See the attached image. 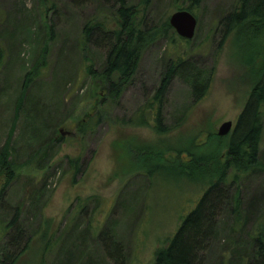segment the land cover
<instances>
[{
    "label": "rangeland",
    "instance_id": "rangeland-1",
    "mask_svg": "<svg viewBox=\"0 0 264 264\" xmlns=\"http://www.w3.org/2000/svg\"><path fill=\"white\" fill-rule=\"evenodd\" d=\"M236 2L200 0L192 12L197 20L195 33L188 41L181 40L175 30L174 36L179 39L173 44L170 31L165 36L155 35L143 48L135 75L116 104L107 103L100 122L80 134L78 125L87 116L94 117L99 97L106 90L100 77L86 73L88 66L97 71L104 66L106 52L93 43L85 44L80 30L87 18L103 12L101 0H87L81 7H75L71 0H47V4L41 0H0V49L5 53L0 66V149L7 138L13 117L11 107L23 73L29 70L36 72L38 83L32 88L28 102L39 109L38 116L45 117L44 121L56 116L59 120L55 128L62 136L58 142L50 141L45 146V125L37 119L31 121L28 102L22 104L10 142L14 148L16 177L4 187L5 178L0 176V245L8 240L3 236V226L17 208V223L31 234V246L16 264H36V254L45 237L55 231L66 239L75 223L81 230L91 223V230L83 231L76 242L95 249L94 228L98 229L100 221L106 218L121 236L128 264L153 263L155 251L174 234L180 219L196 205L204 187L199 179H178L171 167L159 170L147 180L133 169V160L122 152L120 144L129 138L136 147L146 146L158 139L150 126L128 125V119L152 98L166 60L176 51L186 49V56L196 65L207 71L212 69L211 86L203 99L193 103L189 86L174 77L161 104L162 115L167 123H173L180 115L186 120L161 138L174 143L190 139L195 144L194 152L202 149L207 155L212 153L215 145L207 148L204 143L209 142L208 136L217 134L223 121L230 120L234 125L260 66L259 61L252 67L245 64L243 57L249 53L236 46L235 35L230 34L220 42L221 18ZM130 3L141 10L145 8L147 26H157L161 16L163 19L168 15L169 23L171 13L181 10L183 0H131ZM51 4L50 9L46 8ZM13 17L22 20L15 22ZM27 20L34 34L24 28ZM5 32L13 38L5 37ZM14 57L19 60L13 66L14 62H10ZM61 81L64 103L55 111L53 91ZM24 124L34 126L25 135L21 131ZM261 137L259 167L249 170L236 182L231 176L225 181L228 196L239 188L242 213L235 219L230 212L220 211L217 233L204 253L203 264H228L236 242L253 234L257 216L264 209V170L260 166L264 163V120ZM168 156L174 157L166 152V162ZM75 157H79L77 172L71 163ZM93 254L102 264H110L101 250L96 249ZM93 254L90 257L96 259ZM56 256L55 251L47 252L44 264H61Z\"/></svg>",
    "mask_w": 264,
    "mask_h": 264
},
{
    "label": "trees",
    "instance_id": "trees-1",
    "mask_svg": "<svg viewBox=\"0 0 264 264\" xmlns=\"http://www.w3.org/2000/svg\"><path fill=\"white\" fill-rule=\"evenodd\" d=\"M41 1L47 4V0ZM86 1L71 0L75 7H81ZM130 1L101 0L103 12L91 15L81 25L80 30L85 44L93 43L106 52L104 66L100 70H94L92 66L86 67L88 75L100 77L103 80L106 90L99 97L98 112L94 114L93 118L90 115L87 116V119L81 120V124L78 125L80 134L90 131L100 122L107 103L108 105L116 104L122 90L129 85L135 75L143 48L153 40L155 35L165 36L166 32L170 31L172 44L179 39L174 36V29L168 23V15L163 19L161 16L157 26H147L143 16L145 8L141 10L139 6L136 7ZM236 1L232 9L221 18L223 29L220 42L225 41L230 34L235 35L236 46L238 44L241 50L244 49L245 54L249 53L246 58L245 55L243 57L245 64L252 67L255 61H259L260 66L255 71V81L250 85L248 96L244 101V106L237 114L232 130L223 137L217 134L208 136L209 142L204 143L206 147L210 148L215 145L210 155H207L202 149L198 151L199 153L194 152L192 147L195 144L190 139L174 143L163 141L161 138H165L186 120L184 115H180L176 116L173 123H167L162 115L161 104L174 77L189 86V94L192 96L193 103L203 99L211 86L212 69L207 71L200 68L194 60L186 56L185 49L182 52L176 51L173 57L166 60L152 98L144 103L133 117L128 119V125L150 126L158 139L146 146L138 145L136 147L129 138L120 144L122 152L124 150L127 158L133 160L131 164L134 166L133 169L137 173H142L147 177V180L159 170H167L168 167H171L172 174L178 179H199V184L204 187L196 205L180 219V224L174 234L155 251L152 264H203L204 253L210 247V242L217 233L216 225L221 215L220 211L230 212L235 219L242 213L240 207L242 197L239 188H236L235 192L228 196L227 187L224 185L225 181L231 176V179L236 182V179L247 174L249 170L258 168L260 164V149L258 147L262 138L264 120V0ZM199 3L200 0H183L180 9L184 8L192 13ZM52 6V4L47 5L46 8L50 9ZM16 14H19V11ZM15 20L20 21L22 18L14 19L13 17V21ZM24 26L27 32L35 33L28 20ZM48 30L50 39L52 37L51 25L48 26ZM12 36L11 33L5 32V37L12 39ZM180 39L182 40V38ZM8 44L10 45L9 40ZM4 54L1 48L0 66ZM18 60L19 57H14L10 63L14 62V66ZM13 66L11 65L12 68ZM22 78L19 93L17 90L18 94H16L17 100L15 97L16 101L14 100L11 107L13 117L9 121L7 138L0 149V176L5 178L4 187L9 185L17 173L15 159H13L14 148L10 145L11 133L16 128L15 123L21 108L23 109L22 104L28 102L32 88L38 83L36 72L32 70L25 71ZM62 84L63 81L54 87L53 93L56 95L54 96L56 99L53 108L55 111L61 108L64 103L62 102ZM40 90L38 89V91ZM27 104L30 120L34 122L36 119L40 120V123L46 127L43 134L44 138L47 137L44 145L47 146L46 143L50 141L61 140L62 136L55 128L59 119L56 120V116H53L44 121L45 117L38 116L41 115L38 113L39 109L33 106L32 102L31 105L29 102ZM40 105L38 104L37 107ZM30 128H34V126L24 124L21 128L22 134L28 133ZM219 150L224 151L222 153ZM131 151L133 152L130 153ZM166 152L174 155V157L168 156V162L164 159ZM78 160L79 157L71 160L76 172L79 169L77 168ZM260 166L264 170V163ZM17 213L18 208L11 220L3 226L5 229L3 236L8 240L2 244L3 246L0 245V264H16L31 246V234L17 223ZM257 217L259 219L254 224L253 234L247 236L245 240L241 239L236 242V247L231 252L232 259L228 261V264H264V209ZM90 224L87 223L84 230H81L78 224H73L70 229L73 231L67 234L66 239H62V233L56 235L55 231L45 237L44 231L42 236L45 237V240L40 247L39 254H36V264L38 262L44 264L45 254L51 251H55L56 259L61 264H102L100 259L93 254L96 249L103 252L105 259H108L110 264H128L121 236L117 233L115 225L110 224L107 218L100 221L98 229L94 228L97 245L95 249L91 246L90 249L86 248L83 242L80 243L81 245L76 242L83 231L91 230ZM92 254L96 259L90 257Z\"/></svg>",
    "mask_w": 264,
    "mask_h": 264
},
{
    "label": "water",
    "instance_id": "water-1",
    "mask_svg": "<svg viewBox=\"0 0 264 264\" xmlns=\"http://www.w3.org/2000/svg\"><path fill=\"white\" fill-rule=\"evenodd\" d=\"M196 17L187 9L176 10L171 13L169 25L173 27L179 38L192 39L196 29ZM217 135L223 137L232 130V121L226 120L218 127ZM264 240V236H263Z\"/></svg>",
    "mask_w": 264,
    "mask_h": 264
}]
</instances>
